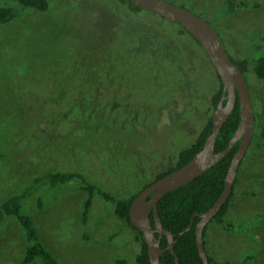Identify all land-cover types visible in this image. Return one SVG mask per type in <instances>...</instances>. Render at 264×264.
Wrapping results in <instances>:
<instances>
[{"label":"rangeland","instance_id":"rangeland-1","mask_svg":"<svg viewBox=\"0 0 264 264\" xmlns=\"http://www.w3.org/2000/svg\"><path fill=\"white\" fill-rule=\"evenodd\" d=\"M49 1L46 11L10 2L19 13L0 24V205L51 170L80 172L117 198L136 194L176 165L179 151L214 115L211 99L222 84L216 67L197 46L194 67L185 76L180 66L167 64L148 80L136 72L137 64L126 74L113 54L108 59L118 74L110 71L113 77L125 76L123 87L106 88L113 97L104 98L97 111L71 104L66 95L93 89L85 73H75L76 66L90 65L91 55L106 50L122 51L124 38L115 25L127 9L120 0ZM171 1L209 20L232 58L248 60L256 128L226 216L234 227L211 222L205 238L208 252L219 261L264 264V79L254 70L255 59L264 54V0H236L247 5L232 12L227 0ZM7 2L0 0V5ZM138 14L179 33L180 25L169 19ZM146 102L152 111L147 123L138 108ZM94 117L100 122L97 135L91 134L96 125L86 127L88 120L97 123ZM88 196L79 178L56 188L40 185L24 210L59 264H119L122 259L138 264L137 230L99 191L84 221ZM26 246L19 220L13 215L0 220V264H18ZM35 264H44L42 257Z\"/></svg>","mask_w":264,"mask_h":264},{"label":"trees","instance_id":"trees-1","mask_svg":"<svg viewBox=\"0 0 264 264\" xmlns=\"http://www.w3.org/2000/svg\"><path fill=\"white\" fill-rule=\"evenodd\" d=\"M7 1L8 2L6 4L0 5V24L9 22L19 13L18 8L13 6L10 2H18L24 7H32L41 11H46L50 7L49 0ZM120 1L126 6L127 9V14L123 16L122 20H118L115 25V31L117 34L121 33L124 38V41L121 43L123 44L122 51L121 47L120 51L115 49H111V51L106 50V52L101 56L91 55L89 59L90 65L82 63L81 65L76 66L75 73H85V75H87L85 76V79L88 82V86L92 85L93 89L91 92H84L81 90L82 92H79L77 95H66L64 98L68 99L71 104L76 102L77 106L81 107L85 105V108H87L89 105L92 106L93 109L95 108L97 111L103 106L104 98L113 97L112 93L110 94V92L106 91V88L111 89L117 83H119V86H122L125 76H112V72L110 70L115 71L116 74H118V71L115 66L110 65L109 60L111 58L108 59L110 55L114 54L120 59V61L123 63V68L121 69H123L126 74H129V71H132L134 69L133 67H135L134 65L137 64L136 72L142 76V78L152 80L151 78H153L155 74H160L159 68L161 66H166L167 64H175L180 66V72H182L181 74L185 76L186 72H189V70L194 67V52L195 49H197L196 47L199 46V48L206 52L198 39L181 23L160 15L162 19H169V21L180 25L179 33H171L170 31H167L166 28H164V24L150 20L144 15L138 14L143 11H151L142 8L131 0ZM246 5L247 3L244 1L236 2V0H227V11L232 12L238 7ZM134 13H137V15ZM152 13L156 15V13ZM110 52L112 54H110ZM205 54L207 55V53ZM232 60L235 61L247 73L249 68L247 59L238 61L232 58ZM181 67H183V69H181ZM254 70L259 78L264 79V54L255 59ZM216 72L221 80L217 69ZM222 95L223 83L211 99L212 105L215 108L217 107ZM141 106L142 107L138 108L141 109V112L145 113L147 116V123L148 120H151L150 113H152V111L150 104L146 102ZM240 109V100L237 98L234 109L229 115L219 134L216 143L217 152L225 149L228 146L230 139L235 134L241 121ZM156 113L158 114V111H156ZM107 117H109V114ZM93 121H97V123L92 122V120L91 122L88 120L86 127L89 131V129H91L90 125H96L94 132L91 134L97 135L98 126L100 123L98 122L99 118L94 117ZM149 124L152 125V121H150ZM212 130L213 116L208 119L205 127L202 129L196 140L191 145L186 146L179 151L176 165L171 166L168 170L159 174L156 179L186 164L190 159H192V157L200 149H202L208 135L212 132ZM262 136L264 137V129L262 131ZM239 144L240 141L236 143L235 147L230 153L222 157L215 165L209 167L206 171L188 183L170 190L159 201V213L162 217L163 226L175 234V250L180 260L179 264H205L199 250L197 224L201 219L202 213L208 210L222 195L226 186V177ZM75 178L81 179L83 182V187L89 193L83 212V220L86 221L88 219L90 209L93 205L95 192L99 191L105 198L115 202V210L118 217L137 230L138 233L136 235V240L141 246L140 251L137 254L138 264H153L151 261L149 244L146 240V236L144 232L136 227L131 220V205L139 192L128 197L117 198L109 191L103 190L95 183L89 182L84 174L75 171L61 170H51L46 174L33 177V181L30 182L29 185H26L23 190L12 194L0 205V220H3L6 216L13 215L19 220L25 230L27 246L25 254L18 264H35L37 257H42L44 264H59V261L53 252L41 240L39 230L33 217L24 210V203L31 195L36 192L37 186L41 185L42 187L56 188L60 184L66 183ZM233 195L234 189L228 201L223 205L219 213L211 221L217 222L225 229L229 230L233 229L234 227L232 222L226 220ZM39 204L40 207L43 206L42 198H40ZM151 217L153 226L155 227L156 222L154 218L153 207L151 208ZM209 224L204 229V237H206ZM156 236L157 239L160 240L161 248L164 250L161 255V264H176V255L169 248V239L167 234H163L161 236L160 233L157 232ZM209 259L211 264H231V262L228 260H217L210 253ZM118 263L125 264L126 260H119Z\"/></svg>","mask_w":264,"mask_h":264},{"label":"water","instance_id":"water-1","mask_svg":"<svg viewBox=\"0 0 264 264\" xmlns=\"http://www.w3.org/2000/svg\"><path fill=\"white\" fill-rule=\"evenodd\" d=\"M131 1L146 10L177 21L185 26L202 44L223 83V95L213 115V130L208 135L202 149L186 164L170 171L142 189L132 202L130 211L133 224L141 229L146 236L152 263L161 264V255L164 251L160 246V240L156 236L157 232H159L161 236L167 234L169 248L176 255V264H179L180 260L175 250V234L163 226L162 217L159 213V201L170 190L188 183L209 167L215 165L222 157L230 153L236 143L240 141L229 168L226 186L222 195L208 210L202 213L201 219L197 224L200 254L205 264H211L205 245L204 229L215 218L231 196L239 172V165L245 157L255 133L256 113L250 85L246 72L232 60L222 36L209 20L197 14L193 9L171 0ZM237 98L240 100L241 121L228 146L217 152L216 143L219 134L233 111ZM152 207L156 222L155 227L151 217Z\"/></svg>","mask_w":264,"mask_h":264},{"label":"bare ground","instance_id":"bare-ground-1","mask_svg":"<svg viewBox=\"0 0 264 264\" xmlns=\"http://www.w3.org/2000/svg\"><path fill=\"white\" fill-rule=\"evenodd\" d=\"M226 44V43H225Z\"/></svg>","mask_w":264,"mask_h":264}]
</instances>
